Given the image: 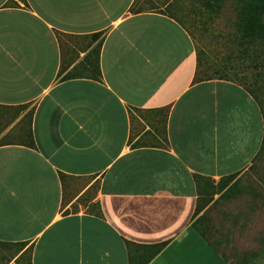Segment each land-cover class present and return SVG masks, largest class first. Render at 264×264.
Here are the masks:
<instances>
[{
	"label": "crops",
	"instance_id": "1",
	"mask_svg": "<svg viewBox=\"0 0 264 264\" xmlns=\"http://www.w3.org/2000/svg\"><path fill=\"white\" fill-rule=\"evenodd\" d=\"M189 13L0 0V264H141L156 245L146 264H231L195 226L200 190L253 166L264 117L242 85L199 77ZM88 59L97 78L61 80Z\"/></svg>",
	"mask_w": 264,
	"mask_h": 264
},
{
	"label": "rangeland",
	"instance_id": "2",
	"mask_svg": "<svg viewBox=\"0 0 264 264\" xmlns=\"http://www.w3.org/2000/svg\"><path fill=\"white\" fill-rule=\"evenodd\" d=\"M249 0H189L190 33L199 44L200 78L242 85L264 117V35H248L242 22ZM236 200H216L213 181L201 186L195 226L231 264H264V144L241 176ZM28 260V252L25 255Z\"/></svg>",
	"mask_w": 264,
	"mask_h": 264
},
{
	"label": "trees",
	"instance_id": "3",
	"mask_svg": "<svg viewBox=\"0 0 264 264\" xmlns=\"http://www.w3.org/2000/svg\"><path fill=\"white\" fill-rule=\"evenodd\" d=\"M215 2H219L221 0H214ZM243 30L246 34L254 36L263 34L264 35V0H249L248 2V8L246 11V14L244 16L243 22H242ZM98 36H93V38H97ZM88 63L90 66V73L87 74H66L62 77V81L74 79V78H97L100 75L99 71V64L98 59L90 60L88 59ZM63 73V70H62ZM264 144V140H263ZM262 151V149H261ZM238 177V174H233L225 179H222L219 184L217 185V191L221 194V198H229L230 195L235 193H240V179H237L235 182H233ZM233 182V184H231ZM24 245V244H21ZM163 245H156V246H150L147 247L148 250L151 252L147 260L141 264H146L148 261H150L161 249ZM27 264H30L28 261ZM140 264V263H139Z\"/></svg>",
	"mask_w": 264,
	"mask_h": 264
}]
</instances>
